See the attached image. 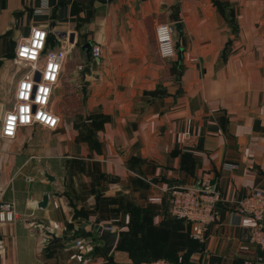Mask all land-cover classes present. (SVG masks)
I'll list each match as a JSON object with an SVG mask.
<instances>
[{"label":"crops","instance_id":"0c3cea01","mask_svg":"<svg viewBox=\"0 0 264 264\" xmlns=\"http://www.w3.org/2000/svg\"><path fill=\"white\" fill-rule=\"evenodd\" d=\"M103 1L0 0V96L12 86L10 109L20 39L54 23L48 48L72 46L53 94L60 126L0 139V201L18 213L0 223V264H264L253 221L237 212L264 191V0ZM160 24L174 28L173 59L158 53ZM89 43L100 59L82 50ZM204 175L221 201L200 244L170 213L168 190ZM84 221L119 232L111 255ZM145 225L140 260L122 236L141 240ZM51 234L63 240L50 244Z\"/></svg>","mask_w":264,"mask_h":264},{"label":"built area","instance_id":"2783aa9c","mask_svg":"<svg viewBox=\"0 0 264 264\" xmlns=\"http://www.w3.org/2000/svg\"><path fill=\"white\" fill-rule=\"evenodd\" d=\"M174 28L170 24L156 27L158 53L162 59H173L177 55ZM48 30L35 27L31 35L20 39L15 57L17 84L11 109L0 121V139L13 140L21 128L41 126L56 130L61 116L56 112L53 100L54 90L61 81L70 45L53 50L48 48ZM92 57L102 56L99 46L92 47ZM235 168V167H233ZM169 208L173 217L184 221L190 229V236L204 242L212 225L218 222L220 192L213 188L211 180L204 175L198 188L174 187L168 190ZM160 203V201H158ZM237 212L253 221L250 241L264 251V191H253L242 199ZM15 202L0 201V223H13L17 219ZM86 246L85 240L76 241L77 247ZM143 264H178L167 260H155Z\"/></svg>","mask_w":264,"mask_h":264},{"label":"water","instance_id":"95a60500","mask_svg":"<svg viewBox=\"0 0 264 264\" xmlns=\"http://www.w3.org/2000/svg\"><path fill=\"white\" fill-rule=\"evenodd\" d=\"M112 1L113 0H104L103 3H111ZM48 32H49V36L56 35L54 31V23L50 24ZM69 38H70V41L73 42L74 35H70ZM91 47L92 45L89 43L85 45L82 48V50L85 51L87 55H89ZM182 52H183L182 49L178 50V55L180 58L182 57ZM90 72H91V69L89 67H82V69L79 71L80 82L82 83L81 91H82L83 96H86L87 94L89 83L86 81V76ZM44 176L51 182H54L55 180L48 173H44ZM199 185L200 183L194 187L198 188ZM48 199L49 197L46 195L43 198L42 202L35 204V206L38 207L39 209H45L48 204ZM84 227H90L91 231L96 233L99 236V240L104 243V246H103L104 253L106 255H111V253L114 251L117 245V242L119 239V232L103 227L99 221H96L94 223L91 221H84ZM62 240H63L62 238H58L56 235L51 234L49 243L54 244L57 242H61Z\"/></svg>","mask_w":264,"mask_h":264},{"label":"rangeland","instance_id":"374dc122","mask_svg":"<svg viewBox=\"0 0 264 264\" xmlns=\"http://www.w3.org/2000/svg\"><path fill=\"white\" fill-rule=\"evenodd\" d=\"M12 65H13L14 70H17V67L15 65V59H14ZM11 97H12V86L5 87L3 92L1 93V96H0V114H1V112H5V111L10 109L9 107L11 104L10 103ZM145 233H146V225L143 229V235H144L143 238L144 239H146ZM122 237H123V246L126 249L131 250V253L134 256H136L138 258H142L143 256L146 255V250H147L146 245L145 244H143L142 246L137 245V243L139 242L137 240L139 238V236H133L130 233H126Z\"/></svg>","mask_w":264,"mask_h":264},{"label":"trees","instance_id":"16d2710c","mask_svg":"<svg viewBox=\"0 0 264 264\" xmlns=\"http://www.w3.org/2000/svg\"><path fill=\"white\" fill-rule=\"evenodd\" d=\"M175 218V217H174ZM175 219H177V218H175ZM177 220H179V219H177ZM179 221H182V220H179ZM182 222H184V221H182ZM143 229H144V227H143ZM190 235V234H189ZM145 238H146V236H145ZM190 238L192 239V241H194V242H198V243H200V244H202L200 241H197V240H194L191 236H190ZM139 242L137 243V245H141V242H144L145 243V239L142 237L141 238V240L138 238L137 239ZM132 254V253H131ZM133 255V254H132ZM134 256V255H133ZM135 257V256H134ZM140 260H142V258H139ZM157 260H160V259H157ZM151 261H155V260H147V261H145V262H151Z\"/></svg>","mask_w":264,"mask_h":264}]
</instances>
